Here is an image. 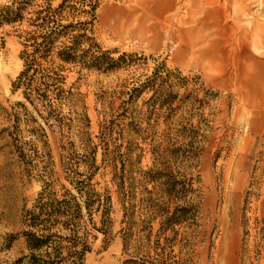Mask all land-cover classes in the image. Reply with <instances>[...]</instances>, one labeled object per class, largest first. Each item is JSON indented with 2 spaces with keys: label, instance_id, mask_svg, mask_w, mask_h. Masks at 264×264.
<instances>
[{
  "label": "rangeland",
  "instance_id": "rangeland-1",
  "mask_svg": "<svg viewBox=\"0 0 264 264\" xmlns=\"http://www.w3.org/2000/svg\"><path fill=\"white\" fill-rule=\"evenodd\" d=\"M11 1L0 0V8ZM191 1L173 0L169 10L165 0H97L93 37L114 59L126 54L129 66L108 73H63V88L81 100L89 120L83 131L68 120L59 128L45 125L19 91L12 93L22 69L17 35L25 27L0 25V264H28L22 215L42 186L50 184L59 196L61 186L69 188L67 169L84 173L91 164L96 168L91 189L107 199L108 215L93 214L101 232H93L85 264H122L138 236L132 228L124 252L121 195L128 177L137 185L142 171L161 168L169 151L187 143L174 141L183 127L198 130L199 141L198 157L185 171L193 190L187 196L191 219L174 226L175 241L170 231L161 237L164 259L264 264V0H197L193 13ZM245 43L253 58L249 61L243 58ZM224 53L230 56L223 58ZM157 67L176 74L171 80L176 110L168 122L153 118L139 132L127 125V117L149 95L129 106L122 93ZM68 112L64 106L61 115L72 117ZM114 166L125 176L122 191L112 182ZM144 186L150 195L138 188L134 203L147 196L166 200L159 198L158 183ZM141 218L137 208L131 221ZM159 222L151 223L153 247Z\"/></svg>",
  "mask_w": 264,
  "mask_h": 264
},
{
  "label": "trees",
  "instance_id": "trees-1",
  "mask_svg": "<svg viewBox=\"0 0 264 264\" xmlns=\"http://www.w3.org/2000/svg\"><path fill=\"white\" fill-rule=\"evenodd\" d=\"M97 6V0H12L0 8V25L25 27L17 35L22 69L12 83V93L19 91L23 101L34 107L49 127L59 128L67 123L66 120L75 122L79 131L89 125L81 100L63 88L64 72L77 69V73L83 70L108 73L129 66L126 54L114 59L96 43L92 27ZM173 78L176 74L157 67L144 81L122 93L128 96L123 103L129 106L143 94L149 95L141 101L139 111H131L127 125L140 132L153 118L156 121L163 118L166 122L172 118L176 110L172 106L177 98L171 83ZM16 105L25 108L23 102ZM64 106L68 107L72 117L61 115ZM176 132L174 141L184 143L187 140V143L169 151V160L161 164V168L142 171L137 185L135 179L128 177L127 190L121 195L122 222L126 224L124 252L129 251L132 228H137L138 236L131 246L129 258L122 264H180L176 261L168 263L171 257L164 259V249L159 247V241L167 231L172 232V242L175 241L174 226L191 219L192 206L187 196L193 190L188 185L185 171L191 166V160L198 157L195 144L199 141L198 130L183 127ZM113 168L112 182L116 181L117 189L122 191L125 176L118 175L116 166ZM95 169L92 164L84 173L67 169L65 180L69 188L61 186L63 192L58 196L50 190V184H44L32 206L25 209L20 235L25 243L28 264H85V258L91 252V241L96 238L93 232H101L95 227L93 214L102 211V217L108 215L107 199L91 189ZM146 183H158L159 198L166 200H153L147 196L139 199V205L134 203V192L138 188L142 195H150L144 186ZM171 203L174 204L172 210ZM137 208L143 218L135 223L131 218ZM157 218L160 222L153 247L151 223Z\"/></svg>",
  "mask_w": 264,
  "mask_h": 264
},
{
  "label": "bare ground",
  "instance_id": "bare-ground-1",
  "mask_svg": "<svg viewBox=\"0 0 264 264\" xmlns=\"http://www.w3.org/2000/svg\"><path fill=\"white\" fill-rule=\"evenodd\" d=\"M193 4H195L194 5V8H192V10H190V12L191 13H193V12H197L198 11V5H197V0H192L191 1ZM165 4L167 5V8L169 9V10H171L172 8H173V0H165ZM243 46V51H244V53H243V58H246L248 61L249 60H252L253 58H252V55L251 54H249V50H248V43H245V44H243L242 45ZM237 47L239 48V49H242V48H240V46L239 45H237ZM180 49L178 48V50H176V54L178 55V53L180 52L179 51ZM233 51L234 52H232V54L233 55H235V53L237 52L236 51V49H233ZM239 53H241V51L239 52ZM222 55L223 54H221V57H222ZM230 56V53H227V54H225L224 53V55H223V58L224 57H229Z\"/></svg>",
  "mask_w": 264,
  "mask_h": 264
}]
</instances>
